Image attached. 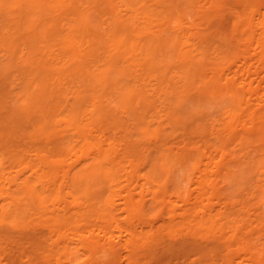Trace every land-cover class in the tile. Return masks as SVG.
<instances>
[{
    "label": "bare ground",
    "instance_id": "obj_1",
    "mask_svg": "<svg viewBox=\"0 0 264 264\" xmlns=\"http://www.w3.org/2000/svg\"><path fill=\"white\" fill-rule=\"evenodd\" d=\"M0 17L13 26H0V50L10 51L0 63L2 244L20 233L58 264H120L122 251L126 264H138L154 240L168 236L173 249L183 230L194 242L216 232L225 264H264V90L256 86L264 77L241 72L259 75L264 66V0H0ZM230 28L242 29L238 47L223 33ZM241 46L258 54V65L243 59L233 72ZM157 103L158 114L168 109L165 120L152 111ZM208 104L224 116L209 120ZM166 116L174 125L163 127ZM175 132L186 135L178 148ZM123 177L136 179L133 189L120 186ZM124 187L128 227L124 217L117 222L123 212L115 215ZM173 195L187 203L182 213L167 209ZM136 218L163 226L140 232ZM115 221L127 229L119 244L109 231ZM194 242L192 255L201 245Z\"/></svg>",
    "mask_w": 264,
    "mask_h": 264
},
{
    "label": "rangeland",
    "instance_id": "obj_2",
    "mask_svg": "<svg viewBox=\"0 0 264 264\" xmlns=\"http://www.w3.org/2000/svg\"><path fill=\"white\" fill-rule=\"evenodd\" d=\"M231 2V1H230ZM232 3H234V1H232ZM237 3V2H236ZM235 4V3H234ZM19 14H20V9H18L17 7L15 8L14 7V9H13V11L11 12V18L12 19H14L15 17H16V19H18V16H19ZM3 18L4 17H0V26H1V28L3 29V32H5L7 29H9V27L11 26L12 28H13V26L10 24H6V23H4V21H3ZM15 19V20H16ZM226 23V22H225ZM230 24V23H229ZM226 26H227V24H225ZM221 26H223V25H221ZM226 26H225V28H226ZM231 26V25H230ZM223 28V27H222ZM227 28H229V27H227ZM228 30V29H227ZM240 31H231V28L229 29V31H226V30H224V31H226V32H223V33H225V34H228V32H230L229 34H230V39H231V41L234 43V44H236V46L238 45L239 46V44H240V41L243 39V38H241V35H242V29L240 28L239 29ZM223 31V30H222ZM240 38H241V40H240ZM217 40H218V38H216ZM238 39L240 40L239 41V43H238ZM245 39V38H244ZM216 40V41H217ZM215 41V42H216ZM243 41V40H242ZM241 41V42H242ZM220 43H221V41H219ZM244 43V42H243ZM216 44H218L217 42L215 43V45ZM222 44V43H221ZM214 45V46H215ZM237 46V47H238ZM219 47H221V46H219ZM242 47V46H241ZM6 48H8V47H3L2 48V50H0L1 52H0V55H2L1 57H0V63L2 64V65H4V64H6V61H7V64L10 62V60H9V54H10V51L8 52V49H7V51L5 50ZM221 49V48H220ZM237 49H239V48H237ZM243 49V50H242ZM245 49V50H244ZM21 51H22V49H20ZM20 50H19V52H18V55L17 56H20ZM242 50V51H241ZM241 50H240V57L242 56V59H240V60H238L239 62H234L235 63V65L234 64H231L232 66H230L231 67V71H236V70H238V69H241V68H239L238 66L239 65H237V64H240V65H242L243 64V62H242V60L243 59H246V61H247V59H248V61H249V64L250 63H256L257 64V62H258V54L256 55V54H254V56H253V53H254V51L251 49V48H249L248 46H247V48L246 47H242L241 48ZM221 51V50H220ZM219 51V52H220ZM7 54H6V53ZM245 54H244V53ZM250 52V53H249ZM252 52V53H251ZM222 53V52H221ZM5 54V55H4ZM248 54V55H247ZM21 55H22V52H21ZM28 55V54H27ZM27 55H26V58H27ZM212 55V54H211ZM250 55V56H249ZM253 57H252V56ZM16 56V57H17ZM220 56H223L222 54H220ZM20 58H21V56L20 57H17V60L16 61H19L20 60ZM52 61V59L50 58L49 59V61ZM50 61V62H51ZM254 61V62H253ZM257 61V62H256ZM52 62H54V61H52ZM4 63V64H3ZM258 65V64H257ZM256 66V65H255ZM238 67V68H237ZM262 68H259V70H260V73H259V75H258V73H256L255 71H256V68L255 67H253L252 69V72H246V70L243 68V70H241V72H243L245 75H247V76H249V75H253V77H252V75L250 76V77H252L253 78V80L256 82L257 81V79L259 78V79H261L262 77H264V66L262 65L261 66ZM255 70V71H254ZM258 70V69H257ZM258 70V71H259ZM241 72H240V74H241ZM242 73V74H243ZM261 74V75H260ZM263 75V76H262ZM256 76H258V78H256ZM254 77H255V79H254ZM261 77V78H260ZM19 81H17L16 83H18ZM198 84V83H197ZM257 85V87L260 89V90H264V82H261V83H259V80L257 81V83H256ZM260 84H261V86H260ZM263 86V87H262ZM10 87V86H9ZM18 87H20V86H18ZM11 88V87H10ZM262 88V89H261ZM190 92H193V90H191ZM262 92V91H261ZM255 98V97H254ZM251 101H252V104L254 105H256L257 104V101L255 100V99H251ZM190 101L188 100L187 101V104H186V102H185V105L186 106H188V105H190V103L192 102H190ZM193 105H195V104H192V105H190L191 106V108H194V106ZM209 105V107H210V109H209V111H211L210 112V118H209V120L210 119H212V118H215L214 116L215 115H217L218 117H220V116H224V115H222L223 114V112L221 113V112H218L219 111V109H220V107L218 108V106H217V111H215L216 109H214V108H216V107H213V106H210V104H208ZM159 106V107H158ZM190 106H189V109H190ZM185 107V106H184ZM161 110L162 109V107L159 105V103H157V105H156V108L154 109V110H152L153 112H154V115L155 116H157V118L159 117V115H161L160 114V112H159V114H158V111H159V109ZM196 108V107H195ZM212 108V109H211ZM188 109V107H187V109L186 110H189ZM191 110V109H190ZM196 110V109H195ZM221 110V109H220ZM223 111H225L224 109H222ZM152 111H150L151 112V114H152ZM193 111H194V109H193ZM216 112V113H215ZM161 113L163 114L164 113V115H161L162 117L163 116H165L167 113H168V109H166L165 111H161ZM150 114V113H149ZM212 114H213V116H212ZM150 116V115H149ZM216 116V117H217ZM175 118L177 119L178 118V116L176 117L175 116ZM162 118H158V120H161ZM164 119V118H163ZM162 119V120H163ZM170 118L168 117V116H166V122L164 121V124H163V127H164V125H166L167 123H168V120H169ZM175 119V120H176ZM165 120V119H164ZM170 121V120H169ZM171 122H172V120H171ZM171 122H169V123H171ZM166 123V124H165ZM168 123V124H169ZM171 124H173L174 125V123H171ZM169 126H170V124H169ZM166 127H168V125L166 126ZM174 127V128H173ZM172 127V125H171V128H168V129H171V132L174 130L175 131V128H177V127H175V126H173ZM178 127H180V128H182L181 126H178ZM179 128V130L180 131H183V130H181ZM167 128H166V131L168 130ZM173 129V130H172ZM179 130H177L178 132H179ZM165 131V130H164ZM165 131V132H166ZM168 131H170V130H168ZM177 132V133H178ZM121 133V132H120ZM167 133V132H166ZM177 133L175 132L174 134H175V136H174V138L175 137H178V138H173V140H172V142H171V140H170V143L172 144L171 146H175V148H178V147H176L178 144V146L180 147L181 145L180 144H183L182 143V141H184L183 140V138H184V136H186V135H184L182 138H181V136H182V134L181 133H179V134H181V135H179V136H177ZM122 134V135H121ZM120 135L121 136H123V133H121ZM173 134V135H174ZM119 135V134H118ZM119 135V136H120ZM173 135L171 136V137H173ZM188 136V135H187ZM195 136H198V135H195ZM194 136V139L193 140H195V137ZM124 137V136H123ZM122 137V138H123ZM179 137H180V139L181 140H179ZM189 137V136H188ZM21 138V137H20ZM19 138V139H20ZM125 138V137H124ZM123 138V139H124ZM134 138H135V136H134ZM137 138V137H136ZM191 138H193L192 136H191ZM198 138H200L201 139V137H197L196 139L197 140H195L194 142H197V141H199L200 139H198ZM26 139H27V137H26ZM26 139H23V140H26ZM120 139V138H119ZM118 139V140H119ZM122 139V140H123ZM21 140V139H20ZM22 140V141H23ZM29 140V139H28ZM121 140V141H122ZM192 140V141H193ZM21 141V142H22ZM124 141V140H123ZM174 141V142H173ZM125 142H127V141H125ZM128 143V142H127ZM149 143V141L147 142V144ZM199 143V142H198ZM147 144H146V146H147ZM28 145V144H27ZM31 145V144H30ZM144 146V145H143ZM146 146H145V148H146ZM183 146V145H182ZM23 147H26V145L24 144L23 145ZM29 148H32V147H28L27 146V149H29ZM35 148V147H34ZM139 148H141V147H139ZM34 149H31V152L29 153V154H33L34 152H35V150L33 151ZM130 156L131 155H133V157H134V155H136V154H129ZM128 155V156H129ZM130 156H129V158H130ZM141 156V155H140ZM136 157L138 158V160L137 161H139L140 159H142V157L139 159V155L137 156H135L134 157V159H136ZM122 158H126V157H122ZM28 159H30V156H29V158ZM133 159V158H132ZM127 161H128V159H124L123 160V165L124 166H127ZM141 161V160H140ZM141 163H143V162H141ZM139 164V166H142L141 164H140V162L138 163ZM147 165V167H148V164H146ZM6 166H9V167H7V169H11L10 168V166H11V164L10 163H7V165ZM139 169H140V167H139ZM12 170V169H11ZM142 172H144L145 171V173H146V171L148 170V168L146 169L145 168V165H144V168H141L140 169ZM140 171V173H142ZM25 172H27V171H25ZM124 172V171H123ZM122 172V173H123ZM28 173V172H27ZM29 174V173H28ZM143 174V173H142ZM179 174L181 175L182 173L179 171ZM130 174H128V176H129ZM26 176V175H25ZM127 177H123V178H121V180L123 179V181L121 182V184H120V186L121 187H123V185L124 186H128L129 188V190H130V188L131 189H133L134 188V186H135V184H136V179H134L133 178V180L134 181H131L132 180V178L131 179H128L127 178V180H128V184L126 185V182L125 181H127V180H125ZM129 180H130V182H129ZM141 180V181H140ZM139 182H138V184L140 183V185L139 186H142L141 185V182H143V183H145V181L147 182V180H143V177L141 178V179H139L138 180ZM195 182V183H194ZM142 183V184H143ZM194 183V184H193ZM197 183V184H196ZM132 184V185H131ZM193 184V185H192ZM196 184V185H195ZM191 185L192 186H190L192 189L194 188H196L197 186H198V181L196 180H194L192 183H191ZM133 186V187H132ZM183 186H186V182H183ZM124 188H126L125 190H124ZM123 189H122V193H119L120 195H117V197H119L120 196V198L121 199H119V201L121 200H123V202H126L127 200H128V189H127V187H124ZM138 189V190H137ZM136 189V191L134 190V192H136L135 194V196L138 198V196H139V193H137V191H140V188H137ZM193 189V190H194ZM124 191V192H123ZM126 191H127V193H126ZM205 192V191H204ZM125 193V194H124ZM246 193V192H245ZM196 194H198V193H196L195 191H194V197H193V199L195 200V197L197 196ZM202 195H204L203 196V199H204V203H206V202H208L207 200H208V197L206 196V195H208V194H203V192H202ZM202 195H201V197L200 198H198L197 200L199 201V203H197V204H200L201 205V202H200V200L199 199H201L202 198ZM127 196V197H126ZM206 196V197H205ZM125 197H126V200H125ZM205 197V198H204ZM124 198V199H123ZM139 199V198H138ZM205 199H206V201H205ZM118 199H116V201H117ZM217 199H214V201H216ZM119 201H117L118 203H117V205H115V208L121 203V201L119 202ZM171 201H172V203H170V202H168L167 203V209L168 210H175V211H177V212H180V213H182L183 211H184V209L186 208V206H187V203L184 201V199H181V198H178L176 195H173L172 196V198H171ZM122 202V203H123ZM217 202V201H216ZM48 203H51V201H49ZM47 203V204H48ZM124 204V203H123ZM122 204V206H124ZM48 205H50V204H48ZM51 207V206H50ZM50 207H48V208H50ZM57 207V206H56ZM119 208L117 209L116 208V210H115V213H114V208H113V210H112V213L113 214H115L116 215V217L118 216V214L120 213V212H126L125 210H124V207L122 208L121 207V205H119L118 206ZM121 207V208H120ZM218 207V206H217ZM53 207H51L50 209H52ZM121 209H123V211L121 210ZM43 212H44V210L41 212V210L39 211V214H38V211H35L33 214H32V216H31V220H36L37 218H38V216L39 215H41L42 216V214H43ZM119 212V213H118ZM123 212V213H124ZM121 214L120 213V221H119V217H118V223L119 222H123V220L121 221V217H122V219H123V217H124V222H126V219H125V217H126V215L125 214H127V213H124V214ZM34 215V216H33ZM37 217H36V216ZM128 215V214H127ZM40 217V216H39ZM115 217V218H116ZM36 218V219H35ZM127 218V217H126ZM176 219H177V217H176ZM29 220H30V218H29ZM139 220V218H136V221H135V219H134V222H136V223H134V225L136 226H138V229H137V226H136V229L138 230V231H148V229L151 227V226H158V225H161V226H163L162 224H163V221L162 220H160V221H149L148 223H145V224H147V225H145L142 221H138ZM178 220H181L180 218H178ZM138 221V222H137ZM35 222V221H34ZM101 223H102V221H100ZM100 222H98V223H100ZM117 222L115 221L113 224H115L113 227L111 226V223H110V226H111V228H110V232L112 233H110L109 235L110 236H113V238H112V240L115 242V243H122L123 241V238H124V236L125 235H127L126 234V227H125V225L128 227V225H127V222L126 223H124L125 225H122L123 223H121V225H122V227L124 226V228L126 229H123L119 224H117ZM151 222H152V224H151ZM157 222V223H156ZM161 222V223H160ZM96 223V222H95ZM95 223H94V225H95ZM98 223H96V225L95 226H98L99 224ZM98 224V225H97ZM142 224V225H141ZM150 224V225H149ZM166 224V223H165ZM101 225V224H100ZM149 225V226H148ZM119 226V227H118ZM140 226V227H139ZM142 226H144V227H142ZM145 226H147L146 228H145ZM118 227V228H117ZM121 227V228H120ZM109 228V227H108ZM37 229H39V227L37 226L36 228H34L33 229V231H35V232H38V230ZM113 231H112V230ZM119 229V230H118ZM121 229V230H120ZM123 229V230H122ZM142 229V230H141ZM144 231V232H145ZM121 232V233H120ZM188 231H182V232H179V234H177V236L176 237H174L175 239H177L178 240V238H181L182 237V239H180V241L178 242H176L177 244L175 245V247L173 248V249H167V244H168V242L167 241H165L167 238H168V236H166L165 238H159V239H157V240H154V241H152V242H150L149 244H147V246H146V249L145 250H142V257L140 258V261L138 262V264H225L226 262H225V260H224V258H226V251H227V248L226 247H224V248H218L219 246H217L216 245V243L214 244V243H212V241L211 240H213V242L215 241V239H219L220 238V234H218V237H217V235L215 236V234H216V232H213V233H205V237L207 236V238L205 239L204 238V236H203V238L202 239H204V240H200V241H198V240H195V242H197L198 244L199 243H201V245L199 246V247H197L196 245H195V247H197V249L194 251V255H192V250L194 249V245H193V247H190L188 244L190 243V242H194V239H192L191 238V235H186V233H187ZM12 235H10L9 234V236L6 238V239H4L3 240V244H2V240H0L1 242H0V246H1V248H0V252L2 253L3 251L2 250H4V253H2V255H3V257H2V255H1V257H0V264H54V263H52V262H55V264H58V261L56 260V258H54V259H52V258H44V257H40V256H38L37 254H35V249H37V245H35V244H33V243H30V242H28V240H27V238L26 237H23L20 233H16V234H14V233H11ZM18 234H19V236H18ZM122 234V235H121ZM207 234V235H206ZM48 235H50V234H48ZM182 235V236H181ZM17 236V237H16ZM26 236V235H25ZM214 236V237H213ZM10 237L13 239H10ZM122 237V238H121ZM184 237V238H183ZM187 238V239H186ZM210 238V239H209ZM8 239V240H7ZM119 239H120V241H119ZM126 239V236H125V238H124V240ZM190 239V240H189ZM209 239V240H208ZM10 240V241H9ZM12 240V241H11ZM18 240V241H17ZM117 240V241H116ZM184 242H183V241ZM49 241H47V243H48ZM194 242V243H195ZM47 243H46V245H47ZM10 244H12V245H10ZM19 244V245H18ZM23 244H24V246H23ZM32 244L35 246H33V248H32ZM8 245H10V246H8ZM15 245H17V246H15ZM31 245V246H30ZM46 245L45 244H43L42 243V245L40 246V248H41V250L40 251H42V250H44L43 249V247L44 248H46ZM50 244L48 243V250H50V246H49ZM226 245V244H225ZM3 246H5L4 248H3ZM23 246V247H22ZM43 246V247H42ZM74 246H75V244H74ZM201 246H203V247H201ZM206 246V247H205ZM19 247V248H18ZM39 247V246H38ZM201 248V249H200ZM230 248H232V249H234L235 248V246H233V247H230ZM10 252H8L7 250ZM24 249V250H23ZM47 250V252L46 251H44V252H46V253H48L49 251ZM81 250V249H80ZM79 250V256L78 257H81L83 254H81L80 252H83V250L82 251H80ZM203 250V251H202ZM13 251V252H12ZM25 251V252H24ZM31 253H30V252ZM225 251V252H224ZM5 252L6 253H9V254H6V257H5ZM199 252H201V254L199 253ZM228 252V251H227ZM0 253V254H1ZM37 253V252H36ZM202 253H205L206 255H203ZM225 253V254H224ZM234 253V252H233ZM127 254V253H126ZM145 254V255H144ZM234 254H236V253H234ZM9 255V256H8ZM15 255L16 256H18V258H16L15 260H14V257H15ZM22 255V256H21ZM25 255V256H24ZM32 255H33V259H32ZM35 255V256H34ZM37 255V256H36ZM197 255V256H196ZM231 255H233L232 253L230 254V256ZM7 256H8V258H7ZM13 256V257H12ZM29 256H30V260H28L29 259ZM124 256H125V258H126V255L124 254V252L122 251V254H120V256H119V260H118V262L121 264H126L127 263V259H125L124 258ZM235 256V255H234ZM234 256H233V258H234ZM5 257V258H4ZM21 257H23V258H21ZM35 257H37V258H35ZM232 257V256H231ZM236 257V256H235ZM4 258V259H3ZM12 258H13V260H12ZM83 258H84V256H83ZM122 258H124V259H122ZM232 258V259H233ZM36 259V260H35ZM227 259V258H226ZM238 259V258H237ZM125 262H124V261ZM1 261H3L2 263H1ZM13 261V262H12ZM60 264H70V263H68V261H67V259L66 258H64V257H62V258H60ZM120 261H123V262H120ZM237 262V260H235L234 259V261L233 262ZM241 261H243L242 259H238V263H236V264H239V262H241ZM102 262V263H101ZM105 262H107V263H105ZM244 262V261H243ZM240 263V264H244V263ZM76 264V263H75ZM98 264H108V261H100ZM246 264V263H245Z\"/></svg>",
    "mask_w": 264,
    "mask_h": 264
}]
</instances>
